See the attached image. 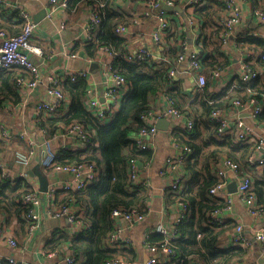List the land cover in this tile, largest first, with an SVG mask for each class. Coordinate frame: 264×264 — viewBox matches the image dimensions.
<instances>
[{
	"label": "trees",
	"instance_id": "trees-1",
	"mask_svg": "<svg viewBox=\"0 0 264 264\" xmlns=\"http://www.w3.org/2000/svg\"><path fill=\"white\" fill-rule=\"evenodd\" d=\"M213 3L215 5L209 6L211 5L209 3L197 9L196 15L205 20V26L214 23V26H217L216 37L221 39L222 29L219 20L224 15L225 9L217 0ZM85 4L93 7L96 4L104 5L102 8L95 7L102 22L93 29L96 38L94 37L86 46L89 54L94 56L96 49L102 45L126 52L129 41L118 36L115 28L119 24L131 23L132 13L118 7L115 0H68L67 11H78ZM0 28L5 26L0 25ZM204 37L205 39H200L203 43L200 59L203 68L209 67L213 72L224 67L225 64L212 56L211 61H208L209 57L203 53L208 46L206 34ZM237 42L255 52L262 51L251 66L255 69H264L262 58L264 38L254 37L247 32L240 35ZM215 49L213 53L216 51L219 53L218 48ZM250 62L252 61L249 59L248 63ZM113 66L129 85V92L114 115L106 120L99 119L85 103L89 86L87 81L84 78L76 81L68 79L64 87L69 104H64L57 116L42 119L40 122V125L47 129L48 136L55 134L61 126L72 122H79L93 131L92 138L85 148L76 151L61 148L57 152L56 162L58 164L92 163L98 173L94 182L82 191L58 192L56 205L59 208L65 205L80 208L79 215L83 220L84 229L76 234L53 233L47 238L45 249L51 251L67 246L75 255L76 264H106L108 260L116 257L129 258L131 246L121 245L120 248H111L107 245V237L115 227L111 213L117 208L139 209L146 213L149 191L139 189L130 181L129 164L131 159L149 160L152 151L142 150L131 137L144 127L145 124L140 116L154 110L153 99L160 92L173 100L178 109L193 120L191 131L176 128L172 132L180 146L192 151V156L190 155L188 160L189 168H185L189 180L177 195L170 194L172 199L169 195V201L171 204L184 202L189 206V211L178 226V237L171 242L177 250L176 256L167 262L161 261L160 264H231L232 259L242 255L244 249L240 246L225 249L219 247L223 235L234 226L228 223L217 227L210 225L212 214L222 210L226 203L222 198L210 194V190L219 180L202 179L200 171L211 173V170L225 158L233 160L247 170L246 157L254 143H236L231 135L219 136L217 125L211 120L210 115L214 110H224L236 99L246 101L252 95L262 103L264 80L257 79L250 86L252 91L248 92L246 84L235 78L236 93L234 95L223 93L221 97L210 90L209 80L203 90H200L203 98L201 97L197 105L194 103L185 108L186 93L179 85L180 82H171L168 76L172 68L171 64L162 66L150 60L129 63L121 56H117ZM21 74L22 72L16 68L0 70V105L19 100L16 78ZM233 83L228 85L225 92L231 89ZM259 117L264 118V111ZM7 149L8 144L0 140V151ZM192 159H197V163H191ZM252 181L257 202L264 206V176H255ZM28 189L29 186L24 179L7 178L2 176L0 171V214H5L7 217L17 216L28 226V221L23 218L25 207L22 204V196ZM146 242L161 245L162 236L159 233H151Z\"/></svg>",
	"mask_w": 264,
	"mask_h": 264
},
{
	"label": "built area",
	"instance_id": "built-area-1",
	"mask_svg": "<svg viewBox=\"0 0 264 264\" xmlns=\"http://www.w3.org/2000/svg\"><path fill=\"white\" fill-rule=\"evenodd\" d=\"M68 0H50L46 17L49 20H53L54 17L65 7H67ZM123 2V0H116ZM206 0H192L191 5L193 7H199L204 4ZM250 8L243 11L242 3L239 0H217L223 5L225 9L224 15L219 20V25L222 29L221 34V46L223 50H228V45L231 36L235 29L240 26L247 18V13L256 20L258 24L264 26V0H243ZM148 10H160L162 5L174 6L173 0H148L146 2ZM0 5L5 8L14 10L22 21V29L17 34H10L5 28H0V70L19 69L22 74L17 76L16 85L22 95L28 96L37 87L44 86V95L38 101L35 106L37 114H43L44 116L51 117L56 114L62 106L67 102V96L63 87L64 77L55 70H43L40 65L35 63L29 57L27 52L41 54L38 47L34 46L31 40L34 34L37 24L33 21L31 13L19 4H11L6 0H0ZM104 7L103 4H96L92 6V11L87 18V33L92 31L101 22V16L96 8ZM145 14H149L146 11ZM66 25L65 21H62L61 28ZM170 27L169 18L161 10L158 17V25L154 30L152 37L156 43L161 41V35ZM115 33L122 37L127 38L130 33L129 24H119L115 28ZM254 37H264L259 32L254 31L252 33ZM98 55L100 57H108L110 60L106 62L105 67L109 73V77L112 79L113 84L106 90L105 97L110 102L99 101L94 96V89L92 86L86 91L85 103L89 109H91L95 115L102 120L108 119L114 115L121 107L123 99L129 92V85L125 78L118 74L113 66L114 59L117 56H121L125 61L129 63L144 62L150 60L158 65L172 64V68L169 71V79L174 82L176 79L177 68L181 63H186L188 66V73L191 74L196 82L197 88L203 90L207 85L208 77L203 72V65L200 59L199 51H192L189 54L182 52L178 55L176 62L172 63L170 59L163 54H155L147 47H141L136 50L127 49L126 52L115 50L110 46H100L98 48ZM251 57V52L248 51V60ZM264 59V55L262 56ZM248 60L242 63L238 72V78L246 84L248 92H251L250 86L257 79L262 78L264 80V69H255L251 66L252 62L248 63ZM226 74L225 68L215 69L210 79L212 82L218 81L223 75ZM88 73L85 70L71 72L68 75V79L76 81L80 78L88 79ZM154 96V100H155ZM165 105L158 110H152L148 113L142 114L140 118L144 122V127L132 135L133 141L142 150L151 149V141L158 133L156 123L158 120L165 118L168 119L174 129H181L191 131L193 129V120L187 118L184 121L186 115H184L174 101L164 94ZM212 103V102H211ZM234 109L246 108L249 110L250 118L253 120L252 124H247L242 117L233 118V116L227 114L225 111L217 109L214 110L210 118L217 125V133L223 137L231 135L234 137L236 143H246L253 141L254 146L250 153L246 157L247 167H262L264 169V155L262 151L264 149V128L259 135H256V122L258 117L264 110V100L261 103L260 100L254 95L250 96L246 101L236 99L232 102ZM238 115V113H237ZM42 133L45 135L42 150L44 148L45 154L41 159L42 170L45 174L50 172L61 171L72 175V180L61 182L55 186L49 188L47 193H41L39 186L30 181V175L26 171H20L18 176L26 181L29 189L22 196V204L25 207L23 218L28 221V232L32 235L34 231L39 227L42 221V215L40 206L42 204V197L46 196L49 200H53L56 190L61 189L63 191H82L89 184L94 182L98 173L95 165L92 163H72V164H58L57 149L54 146V140L63 136L73 137L78 139L83 146H86L91 138L93 131L87 128L85 125L79 122H72L71 124L61 126L60 129L48 136L45 129H42ZM21 134V132L11 131L4 123L0 122V138L3 140H10L13 135ZM27 139H30L26 137ZM31 148L28 152L15 151L12 156L13 163L22 169H29L32 166L33 159L37 155L38 151L33 146L32 140H30ZM192 151L189 148L183 147L180 155L169 156L166 161V167L162 168L160 173H165L166 169H169L174 173L170 183L165 187L168 189L166 192H172L177 195L182 190V182L185 176L182 171V167L185 164L186 159L191 155ZM151 164L149 160L144 163L145 167ZM0 171L2 176H6L9 172L8 163L4 160L0 154ZM231 173L236 182L237 194L240 199L246 205L248 211L259 219V223L255 225L253 234L254 239L262 245L261 255L264 261V206L257 202V196L253 192V181L250 173L244 169L240 164L234 162L229 158H225L220 162L217 170L219 182L210 190V194L215 197H221L222 194H226L228 189V174ZM30 178V179H29ZM129 178L130 181L142 190H150L151 182L147 175L144 174L136 159H131L129 164ZM228 194V193H227ZM227 204L222 209L212 214V221L210 225L213 227L220 226L224 220L220 216L223 210H231V199L227 198ZM175 206V207H174ZM172 206L173 212H175L174 220L171 224L158 223L153 227V232L159 233L162 236L161 245L147 243V249L149 252V258L145 264H160L167 262L174 258L177 254V250L172 246L171 242L178 237V226L184 221L189 206L184 202H176ZM80 208L65 205L60 208L51 210L52 216L60 217L67 216L72 225V233L76 234L83 229V220L79 215ZM146 215L139 209L122 210L114 209L111 213V219L115 223L114 230L109 233L107 237V245L111 248H120L121 245H128L130 240L122 237V233L125 227L134 226L141 223L145 219ZM150 233V234H151ZM149 234V235H150ZM148 235V236H149ZM146 237V240L148 238ZM0 242H4L11 249H20L18 240L9 235L4 223V219L0 216ZM231 243L233 246H240L243 248H252L253 242L249 237H246L243 233V227L238 224L235 230L231 234ZM230 243V244H231ZM42 254L50 259H54V263L50 264H76L77 259L75 255L68 248L55 249L51 251L43 250ZM0 264H31L28 260H18L13 256L8 258L0 255ZM106 264H131L125 257H116L110 259Z\"/></svg>",
	"mask_w": 264,
	"mask_h": 264
},
{
	"label": "crops",
	"instance_id": "crops-1",
	"mask_svg": "<svg viewBox=\"0 0 264 264\" xmlns=\"http://www.w3.org/2000/svg\"><path fill=\"white\" fill-rule=\"evenodd\" d=\"M11 4H19L25 7L32 15V19L35 22V18L41 15L44 11H47L50 0H6ZM148 0H123V2L116 1V5L124 10L130 11L133 15V21L129 23L130 33L128 36L129 50H136L141 47H147L155 54H163L167 56L173 63L176 62L178 55L182 52L186 54L192 51H201L202 41L207 36V50L203 53L209 57L208 61L212 58L223 61L226 69V74L223 75L218 81L212 82L210 76L212 74L211 69L208 67L203 68L204 74L211 82L210 90L214 94L223 96L222 94H235L237 85L235 78H238V72L242 63L248 60V51L251 52L250 60L252 63L256 62L258 56L262 54V51H253L247 47H243L238 44L237 40L243 33L259 32L264 36V26H261L247 13L246 20L238 26L233 35L230 38L228 50H223L221 46V39H217L216 30L217 26L214 23L207 24L203 19L196 15V10L204 6L215 5L214 0H206L204 4L199 7H193L191 5L192 0H173L176 7L173 11L165 12V15L169 18L170 27L164 31L161 35V41L156 43L153 40L152 34L158 25V17L161 10H148ZM242 3L243 11L250 8L243 0H239ZM117 7V8H118ZM92 11V6L89 4L83 5L78 11H67V7L61 10L53 20H49L46 16L37 24V28L31 37L34 46L38 47L41 54L27 52L31 60L40 65L43 70H55L58 71L63 77V87L65 81L68 80V75L73 71L85 70L87 71L88 79L87 84L93 87L94 96L102 102H110L106 97V90L113 84L112 79L109 77L106 62L110 59L108 57H100L98 55V49H96L94 56L90 55L87 47L88 42L94 37L96 38V32L93 30L87 33V18ZM149 11V14H145ZM62 21H65L66 25L61 28ZM0 25L10 32V34L18 33L22 27V21L18 14L10 9L0 5ZM264 38V37H261ZM218 51L213 53V50ZM171 64V63H170ZM172 65V64H171ZM173 66V65H172ZM177 74L175 82H180L179 85L186 93L184 97L185 108L199 102L203 98L200 94V89L197 88V82L195 78L188 73V66L186 63H181L177 68ZM208 80V81H209ZM235 80V81H234ZM234 82V83H233ZM232 87L228 92L226 88L229 84ZM65 89V87H64ZM19 100L8 101L0 105V122L4 123L11 131H17L24 134L13 135L10 140H0L8 144V149L0 151V154L8 163L9 172L5 176L7 178H20L18 174L21 171V167L13 163L12 156L17 148H31L30 140L33 142L34 148L38 153L33 159L32 166L29 170L33 169L39 161L41 155V148L43 146L45 135L42 133V129H47L40 125L41 120L53 118L59 114L56 113L51 117L44 116L43 114H37L35 106L38 101L44 95V86L37 87L28 96H24L18 89ZM202 97V98H201ZM69 102H65V105ZM153 109L158 110L165 105L164 93H158L153 99ZM223 111L233 116V118L242 117L247 124L253 125V120L250 118L249 110L246 108L234 109L232 105L227 106ZM264 111V110H263ZM238 113V115H237ZM263 113V112H262ZM261 113V114H262ZM188 117L185 116L184 121ZM256 135H259L264 128V118L258 117L255 125ZM159 130V129H158ZM173 127L169 126L167 131H158L156 136L151 141L152 157L149 159L151 164L148 167L144 166L146 159H139L138 164L144 174L148 176L151 182V189L149 190V199L147 201V210L145 219L134 226L125 227L122 233V237L130 240L128 247L131 249L129 258H126L131 264H145L149 258V252L147 249L146 237L153 232V227L158 223L171 224L175 217V212L172 210V206L175 203H170L169 195L172 192H166L168 189L165 187L170 183L174 173L169 169H166L165 173H160L162 168H167L165 161L169 156L180 155L182 153V146L175 140L173 136ZM52 136V135H51ZM26 137L30 138L27 139ZM246 143H253L249 141ZM54 146L57 152L61 149L79 150L86 146H83L81 142L73 137L63 136L54 140ZM17 151V150H16ZM264 155V149L262 151ZM192 156V155H191ZM190 157V156H189ZM187 158L182 168L185 179L182 182V190L185 187L186 181L189 180L185 168H189ZM197 159H192L191 163H195ZM221 162V161H220ZM220 162L211 173H205L200 171L201 178L219 180L217 170ZM197 163V162H196ZM42 167V166H41ZM250 175L264 176V169L262 167H245ZM42 169V168H41ZM200 170V168H198ZM30 175V174H29ZM50 180V188L58 183H63L72 180V175L56 171L46 174ZM31 178V179H30ZM30 181L36 183L39 186V180L36 177L30 175ZM231 185V191L227 189L226 194H222L221 197L225 200L231 199V210H223L220 214L224 222L233 225L232 229L226 231L221 238L219 247L222 249L233 246L231 243V234L235 230L238 224L243 227V233L246 237H249L253 242L252 248H243L242 255L232 259L231 264H264L261 248L262 245L254 239L253 230L255 225L259 223V219L252 215L244 202L237 194L236 182L229 173L227 177ZM228 186V187H229ZM63 191L57 189L54 199L51 201L46 196L42 197V204L40 211L42 215V221L39 227L34 231L32 235H29L27 223L23 222L19 217L14 215L8 216L0 214L4 219V223L9 235L14 236L19 244L20 249L13 250L4 242H0V255L8 258L10 256L15 257L18 260H28L31 264H50L54 263V259H50L42 254L45 249L46 240L53 233L60 234L61 232L72 233V223L67 216L55 217L52 216L51 210L59 208L56 205V199L58 192ZM228 193V194H227ZM170 198L172 199L171 195ZM175 207V206H174ZM221 224V225H222ZM84 229V223L82 225ZM81 229L80 231H82ZM231 243V244H230ZM68 248L67 246H65ZM135 256V257H134Z\"/></svg>",
	"mask_w": 264,
	"mask_h": 264
},
{
	"label": "water",
	"instance_id": "water-1",
	"mask_svg": "<svg viewBox=\"0 0 264 264\" xmlns=\"http://www.w3.org/2000/svg\"><path fill=\"white\" fill-rule=\"evenodd\" d=\"M176 7L175 6H171V5H162L160 10H162L163 12H169V11H173ZM46 11H44L43 13H41V15H39L38 17L35 18V23H39L42 19H44V17L46 16ZM171 122L168 119L162 118L160 120L157 121L156 126L160 131H167L169 126H170ZM45 154L44 148L42 150V154L39 157V161L37 163L36 166L33 167V169L29 170V169H22L21 171H26L28 172L31 176L36 177L39 180V190L41 193H47L49 191L50 188V180L47 177V175L43 172V170L41 169V159L42 156ZM236 186V185H235ZM228 189L231 191V185L228 187Z\"/></svg>",
	"mask_w": 264,
	"mask_h": 264
},
{
	"label": "rangeland",
	"instance_id": "rangeland-1",
	"mask_svg": "<svg viewBox=\"0 0 264 264\" xmlns=\"http://www.w3.org/2000/svg\"><path fill=\"white\" fill-rule=\"evenodd\" d=\"M16 150L21 151V152H28L27 148H24V147L23 148H17Z\"/></svg>",
	"mask_w": 264,
	"mask_h": 264
}]
</instances>
